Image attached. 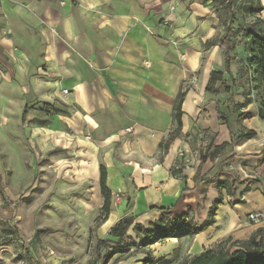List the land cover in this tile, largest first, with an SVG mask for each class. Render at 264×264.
<instances>
[{"label":"crops","instance_id":"0c3cea01","mask_svg":"<svg viewBox=\"0 0 264 264\" xmlns=\"http://www.w3.org/2000/svg\"><path fill=\"white\" fill-rule=\"evenodd\" d=\"M223 7L218 0H0V132L15 103L30 138L69 149L63 160L77 173L74 183H90L94 201L103 200V165L112 200L122 194L104 232L126 215L147 226L168 208L202 224L221 199L214 223L194 237L166 239L169 251L199 255L249 239L264 227L248 219L264 213V120L246 108L220 121L216 96L206 91L226 60ZM258 16L264 20V10ZM181 90L182 127L166 145ZM244 112L251 114L241 118ZM249 130L257 134L237 139ZM134 233L128 236L138 241ZM114 257L106 264L131 263Z\"/></svg>","mask_w":264,"mask_h":264},{"label":"rangeland","instance_id":"374dc122","mask_svg":"<svg viewBox=\"0 0 264 264\" xmlns=\"http://www.w3.org/2000/svg\"><path fill=\"white\" fill-rule=\"evenodd\" d=\"M226 1L219 12L220 25L226 33L227 24L233 19L235 28L243 31L238 37L239 47L231 55L229 66L225 60L222 67L234 90L219 99L224 103L225 118H237L238 111L246 108L254 110L260 104L262 88L248 61L253 38L244 31L256 22L257 15L247 8L248 0ZM260 27L264 30V23ZM14 93L21 95L18 90ZM1 94L2 101L8 105L6 90ZM247 99L251 101L246 102ZM11 108V117L6 116L9 121L0 132V264L102 262V254L111 249L107 248L99 254L98 242L102 238H112L107 229L105 232L102 229L104 199L94 201L90 183L86 182L82 188L74 183L77 182V173L70 170L67 161L63 160L67 156L72 157L67 151L69 149L60 148L54 138L48 142L44 141L43 136L30 138L28 118L22 121V112H17L15 103ZM43 109L55 111L46 103ZM175 128L171 129L169 136L175 133ZM57 154L60 156L56 157ZM121 200L116 202L111 195L110 208L119 210ZM133 239H123V248L129 249L125 253H117L114 257L116 261L121 258L129 259L131 263L145 264L143 260L148 256L154 262L165 256L164 264H186L198 253L189 250L183 255L179 252L175 255V252L169 251L166 239L148 247H139L137 243L134 245ZM183 244L190 246V239L183 241ZM222 246L212 249L217 250Z\"/></svg>","mask_w":264,"mask_h":264},{"label":"trees","instance_id":"16d2710c","mask_svg":"<svg viewBox=\"0 0 264 264\" xmlns=\"http://www.w3.org/2000/svg\"><path fill=\"white\" fill-rule=\"evenodd\" d=\"M226 0H218L220 4L226 5ZM254 15H257L256 22L253 25L245 28L244 31L248 36L253 38V42L250 46V55L248 58L250 66L254 69L256 80L259 81V86L262 88L260 104L258 106V116L264 120V30L260 27V24L264 23V20L258 16L263 10L264 6L260 0H250L249 7ZM243 29L235 28V22L232 19L226 27V33L219 41V46L226 56V63L229 66L231 61V55L239 47V35ZM215 45V41H209L206 43V47ZM206 91L216 96V112L219 120L225 119V111L223 110L224 103L219 97L226 96L230 92V85L226 76V71H213L209 83L206 87ZM187 90H181L174 106V117L177 123L175 133L168 139L166 145L170 144L174 137L180 132L182 127V116H183V102L185 99ZM251 100H246L250 102ZM250 112L242 113V118L249 116ZM24 114V118L25 119ZM256 131L249 130L237 136V139L252 138L256 135ZM213 144L210 143L206 147V150L201 154L202 160L205 161L213 151ZM200 177L197 174L195 181H199ZM100 187L101 193L104 199L102 213V222L108 219L110 214L111 205V190L107 186V171L106 168L101 165L100 167ZM221 203V199H217L209 213L208 219L198 224L191 217L189 211H186L182 215L173 216L170 208L164 209L163 214L160 218L154 222L149 223L147 226L136 222V217L133 215H126L117 221L110 230V235L113 239H103L98 242L97 249L99 254H102L107 248L111 249L109 252L102 254L103 262L106 264L111 260L117 253H125L129 247L123 248V239L128 236V231L132 229L138 242L133 239L134 245L139 247H148L155 243L168 238L180 239L185 236L194 237L196 234L205 231L215 221V214L218 205ZM226 246V247H225ZM150 259V260H148ZM166 261L165 256H162L153 261L151 256L144 259L143 262L150 264H164ZM186 264H264V227L258 228L247 240L238 241L234 246L224 245L219 247L217 250L207 249L194 256Z\"/></svg>","mask_w":264,"mask_h":264},{"label":"built area","instance_id":"2783aa9c","mask_svg":"<svg viewBox=\"0 0 264 264\" xmlns=\"http://www.w3.org/2000/svg\"><path fill=\"white\" fill-rule=\"evenodd\" d=\"M64 3V2H63ZM64 95H67L68 94V90H63L62 92ZM125 133H131L133 132L132 128H126L125 130ZM182 154V153H181ZM121 192H117L114 196V199L116 202H118L119 200H121ZM248 219L254 223H258V222H261L264 220V213L263 212H252L248 215Z\"/></svg>","mask_w":264,"mask_h":264}]
</instances>
